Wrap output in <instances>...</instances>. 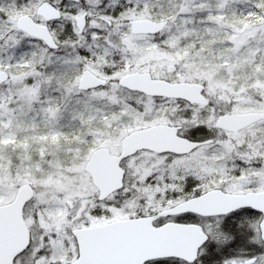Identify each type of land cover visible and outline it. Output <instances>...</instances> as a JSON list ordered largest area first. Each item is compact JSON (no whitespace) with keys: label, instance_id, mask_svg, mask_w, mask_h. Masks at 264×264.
Returning <instances> with one entry per match:
<instances>
[{"label":"snow or ice","instance_id":"1","mask_svg":"<svg viewBox=\"0 0 264 264\" xmlns=\"http://www.w3.org/2000/svg\"><path fill=\"white\" fill-rule=\"evenodd\" d=\"M0 264H264V0H0Z\"/></svg>","mask_w":264,"mask_h":264}]
</instances>
